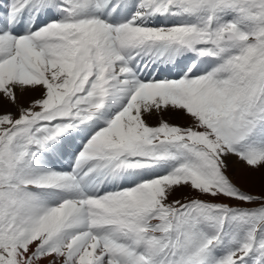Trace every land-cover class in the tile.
I'll return each instance as SVG.
<instances>
[{
    "label": "snow or ice",
    "instance_id": "1",
    "mask_svg": "<svg viewBox=\"0 0 264 264\" xmlns=\"http://www.w3.org/2000/svg\"><path fill=\"white\" fill-rule=\"evenodd\" d=\"M7 108L0 264H264V0H3Z\"/></svg>",
    "mask_w": 264,
    "mask_h": 264
},
{
    "label": "rangeland",
    "instance_id": "2",
    "mask_svg": "<svg viewBox=\"0 0 264 264\" xmlns=\"http://www.w3.org/2000/svg\"><path fill=\"white\" fill-rule=\"evenodd\" d=\"M2 3L3 0H0V4ZM27 104L24 106H27ZM171 123L187 126L189 122L184 121L185 124L183 122ZM228 163V175L242 190L253 194H260L264 192V169L253 171L246 168L243 164L234 162L231 158H229ZM187 195H189V191L187 189H180L173 195V197H171V199H182Z\"/></svg>",
    "mask_w": 264,
    "mask_h": 264
},
{
    "label": "bare ground",
    "instance_id": "3",
    "mask_svg": "<svg viewBox=\"0 0 264 264\" xmlns=\"http://www.w3.org/2000/svg\"><path fill=\"white\" fill-rule=\"evenodd\" d=\"M35 98H38V94H35V93H27L24 96L20 97V104L21 105H26L30 100H33ZM3 110H8V111H12V112L16 111V109H14V108L0 109V111H3ZM165 119H169V122H183V123H184V121L185 122H189L187 120V118H178L176 116H169V115H166L165 116ZM148 122L150 124H155V123H157V120L155 118H153V119H150ZM230 158L234 162L240 163V162L237 161V159L235 157H230ZM240 164H242V163H240Z\"/></svg>",
    "mask_w": 264,
    "mask_h": 264
}]
</instances>
